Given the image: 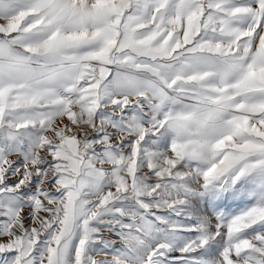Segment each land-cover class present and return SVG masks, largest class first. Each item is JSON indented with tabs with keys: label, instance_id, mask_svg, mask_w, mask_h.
Returning <instances> with one entry per match:
<instances>
[{
	"label": "snow or ice",
	"instance_id": "snow-or-ice-1",
	"mask_svg": "<svg viewBox=\"0 0 264 264\" xmlns=\"http://www.w3.org/2000/svg\"><path fill=\"white\" fill-rule=\"evenodd\" d=\"M0 264H264V0H0Z\"/></svg>",
	"mask_w": 264,
	"mask_h": 264
}]
</instances>
